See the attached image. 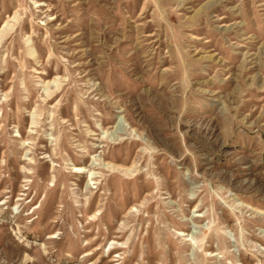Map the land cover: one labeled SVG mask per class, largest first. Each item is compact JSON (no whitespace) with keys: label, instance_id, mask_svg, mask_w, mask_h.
I'll return each instance as SVG.
<instances>
[{"label":"rangeland","instance_id":"374dc122","mask_svg":"<svg viewBox=\"0 0 264 264\" xmlns=\"http://www.w3.org/2000/svg\"><path fill=\"white\" fill-rule=\"evenodd\" d=\"M0 264H264V0H0Z\"/></svg>","mask_w":264,"mask_h":264},{"label":"bare ground","instance_id":"6f19581e","mask_svg":"<svg viewBox=\"0 0 264 264\" xmlns=\"http://www.w3.org/2000/svg\"><path fill=\"white\" fill-rule=\"evenodd\" d=\"M75 171H77V172H83L85 170L83 168H81V167H76ZM52 237H54V236H50V238H52Z\"/></svg>","mask_w":264,"mask_h":264}]
</instances>
